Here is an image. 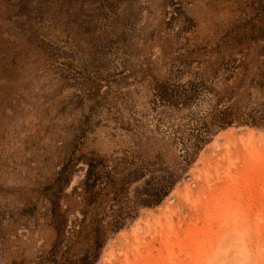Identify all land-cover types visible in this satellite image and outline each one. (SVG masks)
I'll use <instances>...</instances> for the list:
<instances>
[{
  "label": "rangeland",
  "instance_id": "374dc122",
  "mask_svg": "<svg viewBox=\"0 0 264 264\" xmlns=\"http://www.w3.org/2000/svg\"><path fill=\"white\" fill-rule=\"evenodd\" d=\"M0 264H264V0H0Z\"/></svg>",
  "mask_w": 264,
  "mask_h": 264
},
{
  "label": "trees",
  "instance_id": "16d2710c",
  "mask_svg": "<svg viewBox=\"0 0 264 264\" xmlns=\"http://www.w3.org/2000/svg\"><path fill=\"white\" fill-rule=\"evenodd\" d=\"M244 118H246L245 120H246V122L247 123H249V124H253V121H252V118H247V115H244ZM255 124V123H254ZM66 184H68V182L66 183ZM167 189H170V187H167L164 191L165 192H163V195H164V193L166 194L167 192ZM72 195H70V197H71ZM77 200V199H76ZM80 202V200L79 201H76V205L78 206V205H80V208H81V210L84 212V217H83V219L81 220V226H82V228L83 227H86L87 225V219H88V216H87V213H88V211H89V209L88 208H84L83 207V205L82 204H80L79 203ZM94 223V222H93ZM96 232H97V230H96ZM100 238V237H99Z\"/></svg>",
  "mask_w": 264,
  "mask_h": 264
}]
</instances>
